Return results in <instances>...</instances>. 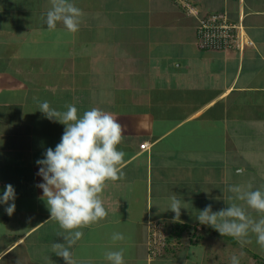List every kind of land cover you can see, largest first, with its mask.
Segmentation results:
<instances>
[{
  "label": "crops",
  "instance_id": "0c3cea01",
  "mask_svg": "<svg viewBox=\"0 0 264 264\" xmlns=\"http://www.w3.org/2000/svg\"><path fill=\"white\" fill-rule=\"evenodd\" d=\"M6 1L8 11L28 14L20 28L0 19V106L27 94L33 113L27 123L15 124L9 112L0 119V135L10 139L0 143V196L7 184L17 194L11 216L0 204V264H65L52 244L67 247L60 237L67 233L50 219L35 186L42 182L35 161L55 148L65 128L38 110L45 100L60 111L73 104L79 115L102 109L124 129L118 148L125 152V175L104 189L108 216L80 229L83 237L69 249L77 264H109L104 252L121 248L125 264H202V236L192 231L206 226L196 219L200 210L235 202L260 218L229 189L251 183L264 191V0H69L83 12L75 33L59 22L47 32L51 0ZM181 1L202 13L225 11L242 23L251 45L241 52L199 49L197 19ZM37 40L41 44L28 48ZM174 195L187 207L180 221L168 210ZM150 222L167 236L176 224L189 232L171 235L163 253L152 256ZM113 232L125 239L113 242ZM236 243L253 253V261L264 251L253 242Z\"/></svg>",
  "mask_w": 264,
  "mask_h": 264
},
{
  "label": "clouds",
  "instance_id": "9594fccd",
  "mask_svg": "<svg viewBox=\"0 0 264 264\" xmlns=\"http://www.w3.org/2000/svg\"><path fill=\"white\" fill-rule=\"evenodd\" d=\"M83 12L69 0H51V8L46 13L49 31H54L57 23L75 33L79 30ZM60 111L45 100L38 110L52 122L65 125L60 142L55 148L48 147L43 158L35 163L40 166L36 175L42 182L35 186L42 189V197L50 212V219L56 221L66 235L60 234L65 243L52 244V252L63 258L65 264H77L69 250L83 237L80 229L89 227L108 216L103 200V192L109 181L115 182L124 177L122 164L125 152L118 145L124 138L123 126L111 114L93 107L78 114L73 104H66ZM236 199L243 201L248 208L260 214L259 219L249 215L245 208L235 203L219 211H213L208 204L199 211L196 219L200 224L212 227L221 236H231L242 246L251 243L255 235L256 243L264 250V191L252 190V184L232 186L229 189ZM16 192L12 184L5 186L0 204L7 205L4 211L11 216L16 209ZM11 201V203H9ZM187 208L177 196L171 197L168 210L175 213L174 221H180L181 209ZM125 236L113 232V242L123 241ZM125 250L108 249L104 259L109 264H125ZM231 264H240L237 255L231 256Z\"/></svg>",
  "mask_w": 264,
  "mask_h": 264
},
{
  "label": "rangeland",
  "instance_id": "374dc122",
  "mask_svg": "<svg viewBox=\"0 0 264 264\" xmlns=\"http://www.w3.org/2000/svg\"><path fill=\"white\" fill-rule=\"evenodd\" d=\"M7 4H8V1H6V0L0 1V13L4 10H6V12H7V14L4 13L5 16H3V14L1 13L0 19L3 20V18L5 17V20H8L10 18V21L14 20V22H15L14 25L16 27L20 28V26L25 22V20H27L26 16L28 14V10L24 9L20 13H17L19 11V9H17L16 10L17 12L13 13V12H11L12 11L11 9L8 11L7 7L11 8V6H6ZM47 32L53 33V31H49V30ZM49 35L51 36L52 34H49ZM196 35H197V32H196ZM241 35H242V38H244L246 41L247 38L245 37L243 30H242ZM16 36H17V34H16ZM32 37H33V39L31 38V41H33L37 38V36H32ZM39 44H41V43L38 42V40H37L35 42H32V45L28 48H33ZM250 45H251L250 41L245 43V47H248ZM4 47H7V45H4ZM10 51L11 50H9V49L5 50V52H10ZM25 51L26 50H24L23 53ZM28 51H32V50H28ZM0 95L1 96L5 95V91ZM11 99H12L11 104L15 108L13 106L1 104V106H0V114H1L0 119H4L5 117H7V115H8L7 112H9V115H8L9 120L12 121V119L14 118L15 120L13 122L15 124H18L17 122L19 119H22V122H24L28 118V113H33L32 97L27 96V94H25L23 97H21V96L19 97L18 94H15ZM21 99L27 101L25 105L23 103V107L20 104ZM19 109L23 110L24 113H19ZM21 115L25 119H23ZM24 123H27V122H24ZM7 142L9 145L10 139L9 138L7 139V137H5L4 135H2V136L0 135V143L6 144ZM172 227H174V226H172ZM195 227L196 226H192V231H193V233H195V238L202 236V238L199 239L198 244L203 246V248L205 249V256H207L204 259L202 264H231V256L233 254H235L239 257L240 264H264V255H263L264 251L261 252V254H260V252L255 249L254 252H257L261 256H257V257L255 256V261H253L252 260V257L254 256L253 253H251L248 250L237 249V246H236L237 243L235 244V238H233L231 236H221L217 230H215L209 226H203V228H201L202 226H199L198 230H196V231L194 230ZM251 240L253 242V243H251V246H253V248H257L259 245L255 242L256 237L252 236ZM194 241H196V240H194ZM166 242H168V236L166 238ZM201 252L197 255V257L201 258V255H202ZM251 260H252V263H251Z\"/></svg>",
  "mask_w": 264,
  "mask_h": 264
},
{
  "label": "built area",
  "instance_id": "2783aa9c",
  "mask_svg": "<svg viewBox=\"0 0 264 264\" xmlns=\"http://www.w3.org/2000/svg\"><path fill=\"white\" fill-rule=\"evenodd\" d=\"M187 15L197 19V45L201 50H221L230 49L243 51L245 43L249 40L242 38L243 26L241 22H234L225 11L202 13L195 5L181 1ZM147 147V142L140 145L141 149ZM148 248L152 256L163 253L167 245V232L159 223L150 222L148 224Z\"/></svg>",
  "mask_w": 264,
  "mask_h": 264
},
{
  "label": "trees",
  "instance_id": "16d2710c",
  "mask_svg": "<svg viewBox=\"0 0 264 264\" xmlns=\"http://www.w3.org/2000/svg\"><path fill=\"white\" fill-rule=\"evenodd\" d=\"M188 227L189 226L186 225V224H176V226L174 227L173 232L169 233L168 239L171 238V235H175L176 234L177 236H180V234L182 232H184V231H187V229H188V232H189V228Z\"/></svg>",
  "mask_w": 264,
  "mask_h": 264
}]
</instances>
